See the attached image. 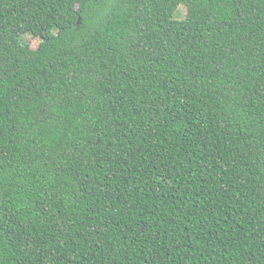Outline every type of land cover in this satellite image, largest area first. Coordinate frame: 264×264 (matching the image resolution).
<instances>
[{
    "label": "trees",
    "instance_id": "trees-1",
    "mask_svg": "<svg viewBox=\"0 0 264 264\" xmlns=\"http://www.w3.org/2000/svg\"><path fill=\"white\" fill-rule=\"evenodd\" d=\"M0 264H264V0H0Z\"/></svg>",
    "mask_w": 264,
    "mask_h": 264
},
{
    "label": "rangeland",
    "instance_id": "rangeland-1",
    "mask_svg": "<svg viewBox=\"0 0 264 264\" xmlns=\"http://www.w3.org/2000/svg\"><path fill=\"white\" fill-rule=\"evenodd\" d=\"M187 16V9L185 6H181L177 12V17L178 18H185ZM24 42L28 43L31 45L32 48H37L40 39L38 37H35L31 34H26L23 36Z\"/></svg>",
    "mask_w": 264,
    "mask_h": 264
}]
</instances>
